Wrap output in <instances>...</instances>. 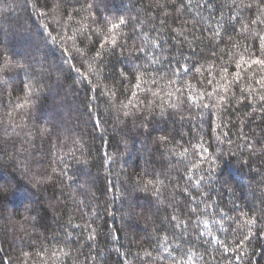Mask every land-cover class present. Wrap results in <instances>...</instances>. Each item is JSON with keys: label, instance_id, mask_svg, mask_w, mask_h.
<instances>
[{"label": "trees", "instance_id": "obj_1", "mask_svg": "<svg viewBox=\"0 0 264 264\" xmlns=\"http://www.w3.org/2000/svg\"><path fill=\"white\" fill-rule=\"evenodd\" d=\"M262 37L264 0H0V264H264Z\"/></svg>", "mask_w": 264, "mask_h": 264}, {"label": "snow or ice", "instance_id": "obj_2", "mask_svg": "<svg viewBox=\"0 0 264 264\" xmlns=\"http://www.w3.org/2000/svg\"><path fill=\"white\" fill-rule=\"evenodd\" d=\"M120 23L123 24L124 21L121 20ZM118 27H119V25H116V24L112 25L113 29L118 28ZM262 39H264V37H262ZM251 63L264 67V59H255V60H252ZM250 66L251 65H249V67ZM235 67L237 69H240V67H241L240 63H237L235 65ZM197 71H199V69H197ZM223 71H224L225 74H227V72H228L227 67H225ZM232 75L235 77V80L229 82V84L230 83H238L240 81V79H241L240 72L239 71L234 72ZM209 83H211V81H209ZM256 84H258L261 89H264V76H261L260 79L256 80ZM249 87H251V86H249ZM223 88H224V91L228 90L227 85L223 86ZM213 92H216V89H214ZM207 95L209 96V98H211L213 96V93H208ZM219 100L220 101H225V97L224 96H220ZM260 100L264 101V95H261ZM204 107H208V105H204ZM248 223L249 224L254 223V220H249Z\"/></svg>", "mask_w": 264, "mask_h": 264}]
</instances>
